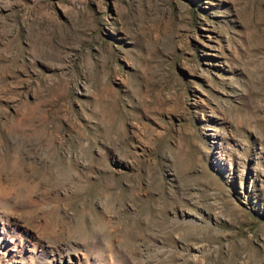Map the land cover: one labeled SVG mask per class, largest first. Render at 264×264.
<instances>
[{
  "label": "rangeland",
  "instance_id": "1",
  "mask_svg": "<svg viewBox=\"0 0 264 264\" xmlns=\"http://www.w3.org/2000/svg\"><path fill=\"white\" fill-rule=\"evenodd\" d=\"M0 264H264V0H0Z\"/></svg>",
  "mask_w": 264,
  "mask_h": 264
}]
</instances>
